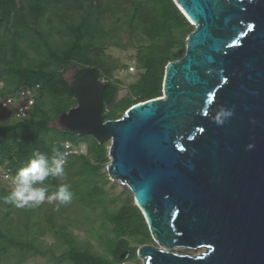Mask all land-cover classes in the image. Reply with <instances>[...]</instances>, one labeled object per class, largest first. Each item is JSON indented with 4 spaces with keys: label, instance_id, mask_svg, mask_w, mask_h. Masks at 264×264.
<instances>
[{
    "label": "water",
    "instance_id": "1",
    "mask_svg": "<svg viewBox=\"0 0 264 264\" xmlns=\"http://www.w3.org/2000/svg\"><path fill=\"white\" fill-rule=\"evenodd\" d=\"M174 1L195 28L163 95L106 119L107 83L89 68L51 126L110 141L107 170L154 240L143 264H264V0Z\"/></svg>",
    "mask_w": 264,
    "mask_h": 264
},
{
    "label": "trees",
    "instance_id": "2",
    "mask_svg": "<svg viewBox=\"0 0 264 264\" xmlns=\"http://www.w3.org/2000/svg\"><path fill=\"white\" fill-rule=\"evenodd\" d=\"M0 0V92L17 95L23 88H36V100L26 117L16 116L11 108L0 109V163L7 162L14 176L26 167L35 153L43 154L49 168L54 159H63L65 181L49 176L35 187L47 189L45 197L58 192L61 185H69L72 203L79 202L91 210L100 208L101 228L96 230L93 220L85 215L106 255L79 245L73 232L64 225L52 228L65 239L59 261L71 264H116L135 259L138 245L153 241L148 223L128 187L123 204L114 209L116 199L106 196L105 187L112 177L106 168L109 162L108 143H99L92 135H79L54 128L57 118L77 102L75 83L65 76L75 66V82L82 73L94 68L101 79L103 71L96 66V53L108 45L119 47V31H129L131 42L137 45L139 78L128 88V94L116 102L121 82L108 79L104 92L106 119L122 116V111L134 104L163 95V82L168 63L180 58L188 34L195 28L174 0ZM30 52L39 58L29 59ZM89 143L88 153H67V142L80 146ZM56 152L61 157L55 155ZM4 197V195H3ZM0 196V204L4 198ZM13 203H6L11 206ZM28 217L33 215L26 210ZM7 216V214H5ZM0 264H21L26 252H41L34 240L12 235L1 225ZM83 221V220H82ZM45 230L41 232L42 235ZM46 250H43L45 252ZM19 254L22 259L15 258Z\"/></svg>",
    "mask_w": 264,
    "mask_h": 264
},
{
    "label": "rangeland",
    "instance_id": "3",
    "mask_svg": "<svg viewBox=\"0 0 264 264\" xmlns=\"http://www.w3.org/2000/svg\"><path fill=\"white\" fill-rule=\"evenodd\" d=\"M18 3L20 4L21 1L19 0ZM118 40H120L124 46L119 47L116 45H108L103 50L97 51L95 58L98 64H96V66L100 67L103 71L102 80L107 81V70L111 69L112 79L121 82L120 88H129V86L136 82L139 78V70L137 66V45H134V43L131 42V34L129 31L120 30ZM28 57L29 59L25 60V63L28 64L32 62L33 58H39L34 52H30ZM131 66L134 67V70H131ZM76 105L77 102L72 107ZM127 111L128 109L122 111V116ZM107 143L109 149L110 141H107ZM79 145L80 146L78 147L80 148L81 153H88L89 143L87 141H81ZM108 164H110V160L107 163V166ZM0 165L2 168V170L0 169L2 174H4L3 170L10 169L8 166L6 167L7 162L0 163ZM107 166L105 170L107 169ZM13 177L15 178L14 175ZM13 179L9 180V178H6L5 174L3 176L0 174V196L3 197L4 195V197H6L11 193L14 187L12 183ZM59 179L65 181L66 177L62 176L59 177ZM35 186L36 185H34V187ZM124 187V185L114 179H112L111 183L105 187V194L107 198L116 199L113 203H111V208L116 209L120 207L127 199V194L122 193ZM58 203L59 202L55 200L49 203L47 198H45V201L36 207L18 208L14 204L9 207L5 202L0 204V216L3 217V220H1L2 227L8 230L12 235L20 234L23 239L34 240L36 245L40 248L41 252H26V260L21 262V264H71L66 260L59 261L58 259V256L64 251L66 243L65 239L57 235L55 230L52 228L53 220H55L56 225L58 226L64 225L65 227L63 228H65V231L73 232V235L78 240L79 245L88 247L98 254H108L103 246V243L98 239L97 234L94 232V228L104 232V230L100 227L102 223V218L100 217L102 210L100 208L91 210L79 202H70L67 205H61L59 210H56V205ZM28 209H31L33 212L31 217H28V212L26 211ZM5 214H7V216ZM85 215H89L91 220H93L94 228H92L90 223L85 222ZM43 230L46 231L44 235L41 234ZM153 242L154 240L148 243ZM131 244L138 245L139 247L142 245L137 244L135 239H131ZM43 250L46 251L43 252ZM203 250V248H175V251L177 252L189 254H197ZM13 256H15L16 259H22L19 254H14ZM127 261L130 264H143L144 262L143 258L139 255H137L135 259Z\"/></svg>",
    "mask_w": 264,
    "mask_h": 264
},
{
    "label": "clouds",
    "instance_id": "4",
    "mask_svg": "<svg viewBox=\"0 0 264 264\" xmlns=\"http://www.w3.org/2000/svg\"><path fill=\"white\" fill-rule=\"evenodd\" d=\"M57 157H61L59 152H56ZM54 167L47 166V160L43 154L35 153L29 164L20 169L12 183L14 185L11 193L4 197L5 203H13L18 208L36 207L45 201L44 187H34L43 182L49 177H62L64 175L63 159L55 160ZM69 185H61L58 192L48 196L47 200L51 203L53 200L58 201L56 210H59L61 205H67L71 202L72 193L69 191Z\"/></svg>",
    "mask_w": 264,
    "mask_h": 264
},
{
    "label": "built area",
    "instance_id": "5",
    "mask_svg": "<svg viewBox=\"0 0 264 264\" xmlns=\"http://www.w3.org/2000/svg\"><path fill=\"white\" fill-rule=\"evenodd\" d=\"M131 70H134V67H130ZM4 84L0 81V92L3 90ZM37 85L36 88H38ZM36 88H23L21 89L17 95H5L0 93V109H8L11 108L13 113L18 117H26L30 113V109L35 103L36 100ZM66 148L68 150L67 153H81L79 147L73 146L72 143L67 142ZM0 169L1 165H0ZM0 174L3 176L5 174L6 178L9 180L13 179V175L11 174L10 169L3 170L4 174Z\"/></svg>",
    "mask_w": 264,
    "mask_h": 264
},
{
    "label": "flooded vegetation",
    "instance_id": "6",
    "mask_svg": "<svg viewBox=\"0 0 264 264\" xmlns=\"http://www.w3.org/2000/svg\"><path fill=\"white\" fill-rule=\"evenodd\" d=\"M74 76H75V75L71 74V78H70V83H71V84H72V81H73V79H74Z\"/></svg>",
    "mask_w": 264,
    "mask_h": 264
}]
</instances>
